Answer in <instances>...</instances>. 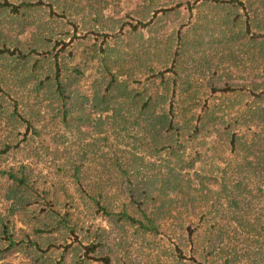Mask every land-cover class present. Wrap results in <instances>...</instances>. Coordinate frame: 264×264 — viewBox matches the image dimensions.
Here are the masks:
<instances>
[{
	"label": "trees",
	"instance_id": "trees-1",
	"mask_svg": "<svg viewBox=\"0 0 264 264\" xmlns=\"http://www.w3.org/2000/svg\"><path fill=\"white\" fill-rule=\"evenodd\" d=\"M16 254L264 264V0H0Z\"/></svg>",
	"mask_w": 264,
	"mask_h": 264
},
{
	"label": "rangeland",
	"instance_id": "rangeland-1",
	"mask_svg": "<svg viewBox=\"0 0 264 264\" xmlns=\"http://www.w3.org/2000/svg\"><path fill=\"white\" fill-rule=\"evenodd\" d=\"M17 223H18V222H17ZM93 223H99V224H101L102 226H105V225L107 224L104 220H102V219H100V218H98V219H96L95 221H93ZM20 225H21V224L19 223L18 226H20ZM11 259H12V260H11L12 264H28V263L26 262V260L24 259V257H22L20 254H16V255H14Z\"/></svg>",
	"mask_w": 264,
	"mask_h": 264
}]
</instances>
